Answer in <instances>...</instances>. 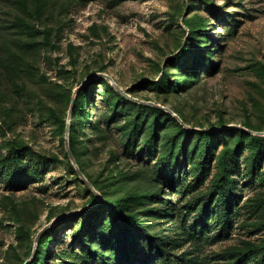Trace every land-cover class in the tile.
<instances>
[{"label":"rangeland","instance_id":"obj_1","mask_svg":"<svg viewBox=\"0 0 264 264\" xmlns=\"http://www.w3.org/2000/svg\"><path fill=\"white\" fill-rule=\"evenodd\" d=\"M0 264H264V0H0Z\"/></svg>","mask_w":264,"mask_h":264},{"label":"water","instance_id":"obj_2","mask_svg":"<svg viewBox=\"0 0 264 264\" xmlns=\"http://www.w3.org/2000/svg\"><path fill=\"white\" fill-rule=\"evenodd\" d=\"M100 75H103V74H100ZM96 77V75H93V76H91V77H89L88 79H87V81H90V80H92L93 78H95ZM111 79V78H110ZM111 81H112V84H113V86L120 92V93H122L123 95H125V96H127V97H129V98H131L132 99V97L125 91V90H123L114 80H112L111 79ZM86 84V81L81 85V86H79L78 88H77V91H78V89H80L83 85H85ZM77 91L74 93V96H73V99H72V102H71V106H70V112H69V118L71 117V115H72V112H73V110H74V107H75V99H76V95H77ZM183 123V122H182ZM184 125H185V123H183ZM69 126H70V124L68 123L67 124V134H69ZM198 130H203V129H198ZM68 143H69V139L67 138L66 139V145L68 146ZM58 220V219H57ZM46 228V227H45ZM44 228V229H45ZM43 229V230H44ZM42 232V231H41ZM30 261V260H29Z\"/></svg>","mask_w":264,"mask_h":264},{"label":"trees","instance_id":"obj_3","mask_svg":"<svg viewBox=\"0 0 264 264\" xmlns=\"http://www.w3.org/2000/svg\"><path fill=\"white\" fill-rule=\"evenodd\" d=\"M95 79V78H94ZM118 91V90H117ZM75 101H76V99H75ZM75 106H76V104H75ZM74 109H75V107H74ZM74 112V111H73Z\"/></svg>","mask_w":264,"mask_h":264}]
</instances>
